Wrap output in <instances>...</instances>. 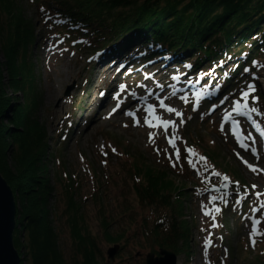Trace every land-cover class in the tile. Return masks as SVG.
Wrapping results in <instances>:
<instances>
[{
  "label": "rangeland",
  "instance_id": "rangeland-1",
  "mask_svg": "<svg viewBox=\"0 0 264 264\" xmlns=\"http://www.w3.org/2000/svg\"><path fill=\"white\" fill-rule=\"evenodd\" d=\"M48 1L59 3L70 0H17L16 7L23 21L32 27V41L25 57L29 71L24 72L23 81L26 94H30L29 100L36 99L37 109L33 119L38 127L43 128L46 137L48 149L45 167L53 187V193L47 202L48 216L50 228L55 234L53 240L57 243L62 258L60 261L63 264L84 262L83 248L78 239L73 237L69 222L72 215H76L81 221L80 235L88 240V246L92 243L94 258L98 264H145L147 255L158 256L154 251L158 252L157 247L164 240L163 235L173 231V224H176L174 232L180 236H175L177 240L169 243L170 247L162 249L176 255L177 264H260L264 255H258L260 249L257 245L250 244L248 234L251 231V221L255 219H260L261 225L257 227L264 231V211L260 210L264 197L257 200L255 192L251 190V185L255 184L258 186L256 191L264 192V173L250 171L237 157V153L249 163L264 169L263 129L255 112H249L246 116L233 114V119L240 122L242 135L251 133V139H245L244 142L256 150L255 156L251 151L239 147L228 131L231 121L226 123L223 132L220 130L226 110L231 111L232 102L240 99L241 91L220 110L199 121L193 115V99L197 91L191 88L190 93H186L181 89L183 85L190 88L188 80L171 83L180 70L168 71L171 66L164 63L162 66L138 69L127 76L119 75L122 71L118 66L121 65L102 73L100 66L96 69L93 66L89 55L91 52L87 48L69 44L73 38L71 35L63 36L43 21L38 6L45 2L47 4ZM119 10L122 9L113 10L114 14L121 12ZM104 20L109 25V21ZM10 23L8 15L0 9V114L4 113L2 108L9 104L7 116H10L13 106L18 108L25 103L20 89L14 90L11 84V68L14 69L16 65L8 63L3 51L6 41V45L11 43L13 36L10 34ZM19 26L23 33L25 28L23 25ZM108 30L103 29V34L108 33ZM15 61L19 66V55ZM259 74L261 75V71ZM121 84L125 85L123 91L119 87ZM155 85L160 86L158 90ZM259 85L264 92V72ZM173 92L175 95L170 96ZM139 97L142 99H138ZM144 97L147 99H143ZM165 97H168L165 103L180 111L182 117L159 108L158 101ZM117 104H120L119 108L116 107ZM147 104H153L156 114L162 119H171L177 123L176 135L180 139L176 143L181 149V162L176 168L171 166L164 154L165 149L169 154L173 151L165 139L164 130L150 128L143 122L147 115L144 111ZM113 108L116 111L113 112ZM128 112L135 113V117L126 115ZM6 114L0 117V125L4 129H15L14 132L22 138L23 130L13 127ZM180 119L184 120L183 125L179 124ZM134 121H139V124ZM69 127L71 130L63 139ZM150 132L155 133V143H149ZM5 144L9 149L1 158L4 165L15 172L12 154L17 151L16 143L9 138L10 146L6 142ZM185 147H191L197 154L207 158V172L204 171L203 164H197L200 175H197V170L189 167L184 159L187 156L183 151ZM154 149H160L161 154L158 155ZM126 154L136 158V166L143 172L151 174L163 170L168 174L166 182H173L174 186L169 187L168 192L163 190L162 195L153 199L159 200L170 193L169 197L175 201L177 191L174 188L179 189L184 185L186 189L182 192L184 195L180 207L173 205L170 209L149 208L140 204L134 188L144 189V181L139 184L137 179L130 176L127 163L130 160ZM212 171L227 175L230 181H238L241 186L229 183V194L225 197L228 200L227 206L221 199L213 202L222 209V214L216 216L219 227H212L211 216L206 217L201 211V203L208 208L212 207L208 202L212 194L204 191L209 182H202L205 176L210 181ZM57 175L63 179L60 184ZM70 178L74 182L73 188H77L72 195L74 210L67 209L68 196L63 191L64 183ZM215 179L219 183L216 187H219L220 178ZM243 186L249 188V195L239 203L241 206H236V193L242 192ZM10 189L12 190L11 187ZM13 195L18 212L19 197L14 192ZM253 208L257 211L252 213ZM152 209L156 216H169L164 217L165 226H160L159 234L154 237L144 233L155 226L147 219L148 216L151 217ZM109 237L116 238L119 242H110ZM206 237L211 240L207 255L204 248ZM261 238L264 236L254 237L257 241ZM17 243L22 245L15 248L20 264H33L28 249L29 239L21 235ZM116 245L120 247L119 252L113 261L108 260L107 251ZM37 262L49 264L41 258Z\"/></svg>",
  "mask_w": 264,
  "mask_h": 264
},
{
  "label": "trees",
  "instance_id": "trees-1",
  "mask_svg": "<svg viewBox=\"0 0 264 264\" xmlns=\"http://www.w3.org/2000/svg\"><path fill=\"white\" fill-rule=\"evenodd\" d=\"M49 2V1H48ZM38 6V11L47 23L55 22L61 27V32L71 30L75 37H81L92 44L94 49L103 48L106 45H120L118 52L126 51L130 47H147V60L158 59L165 56L166 59H187L190 61L189 70L208 71V78L203 82L210 84L215 90L213 97L232 95L238 88L244 77L245 80L254 83L255 73L264 68V0H70L68 2L55 3L54 1ZM17 0H0V9L8 15L10 23L11 43L6 41L3 51L8 63L15 64L11 68V84L14 90L21 91L25 103L18 108L13 106L7 116L9 104L0 117H6L13 127L23 130L22 138L15 133V129H4L0 125V173L13 192L19 197V209L17 212V228L14 234L15 248L22 247L19 237L22 235L29 239V253L33 264L38 260L49 264H63L60 261L57 243L54 242L55 234L50 228L48 200L53 193V187L47 177L45 158L47 157V143L43 128L38 127L33 119L37 109L36 99L26 94L24 89V72L29 71L25 64L28 47L32 41V27L23 21ZM42 9V10H41ZM121 12L114 14L113 10ZM47 12V14L45 13ZM113 12V13H112ZM109 21L104 23L105 20ZM104 21V22H103ZM23 25L25 30L22 33ZM107 25V26H106ZM108 28V33L102 30ZM13 32V33H12ZM20 33V34H19ZM110 35V36H108ZM149 48V49H148ZM17 55L20 63L17 65ZM144 56V54H143ZM162 58V57H161ZM190 60V59H189ZM253 61L256 63L253 64ZM1 68V65H0ZM245 69H248L246 72ZM1 73V72H0ZM240 76H242L240 78ZM2 74H0V95ZM20 81V82H19ZM34 96V95H33ZM264 106V97H261ZM4 130H7L4 132ZM10 136V137H8ZM11 138L16 144L13 156L15 172H11L4 165L1 158L6 150L5 142ZM10 146V144H8ZM14 147H12L13 152ZM128 166L130 176L140 183L144 181V189L134 188L138 202L149 208H167L173 205L180 207L182 193L185 186L176 189L175 201L167 196L159 200L163 190L173 187L172 181H167V173L163 170L149 174L136 166V158L129 154ZM142 171V172H141ZM64 173H62L63 175ZM58 176V175H57ZM144 176V177H143ZM141 178V180L139 179ZM58 184L63 181L61 176L57 178ZM64 195L68 196L67 209H73L72 195L76 193V186L71 178L64 183ZM165 191V192H166ZM168 192V191H167ZM159 202H162L161 204ZM181 216V213H179ZM161 217V218H160ZM169 216H156L152 209L150 223L155 225L146 234L156 236L160 226H165L164 221ZM178 217V216H177ZM74 238L80 242L84 254L82 264H98L94 258L92 243L80 235V217L72 215L69 220ZM157 224V225H156ZM173 231L163 235V241L157 249L170 247L169 243L175 242L180 235L176 234V224ZM173 233V234H172ZM171 234V235H170ZM158 237V236H157ZM157 237L155 239H157ZM110 242H119L116 238L109 237ZM168 242V243H167ZM167 243V244H166ZM259 256L264 255V239L258 241ZM156 254L158 253L157 251ZM257 254V253H256ZM263 254V255H261ZM258 256V257H259ZM62 259V258H61ZM264 264V259H260ZM40 264V263H39Z\"/></svg>",
  "mask_w": 264,
  "mask_h": 264
},
{
  "label": "snow or ice",
  "instance_id": "snow-or-ice-1",
  "mask_svg": "<svg viewBox=\"0 0 264 264\" xmlns=\"http://www.w3.org/2000/svg\"><path fill=\"white\" fill-rule=\"evenodd\" d=\"M255 63L256 62L253 61V64H255ZM245 71L247 72L248 69H245ZM146 79H147V77H146ZM119 87H120L121 91H123L125 89V85H123V84H121ZM254 92H255V87L252 84L247 85V90L241 91L240 99L234 100L232 102L231 111L226 110V112L222 118L221 127H220V130L223 132L225 130L226 123L228 121H231V126L228 129V131L236 139V142L239 145V147L243 148L246 151H251L253 156L256 155V150L254 148H251L248 144H246L244 142L245 139H251V133H248L246 136L242 135V133L240 132V122L233 119V114H235L237 116H246L249 112H257L258 111V109L256 107H250L249 103H248L250 96H251V99L253 102H255L258 99V97L251 95ZM132 95L135 96V93H132ZM149 95H151V93H149ZM169 95L174 96L175 92L170 93ZM143 99H147V97H144ZM166 99H168V97L162 98L158 101L159 108L164 110L167 113H174L176 117H182L183 114L180 111H177L175 108H172L165 103ZM182 99H183V97H182ZM197 99H199V97H197ZM116 107L119 108L120 104H117ZM193 110H195V106H194ZM112 111L113 112L116 111V108H113ZM144 111L147 113V115L144 117V121H143L146 126H148L150 128H157L158 127V128H162L164 130L165 139L167 140L169 147L173 150L171 152V154H169L168 150L165 149L164 154L169 159L171 166L173 168H176L177 165L180 164V162H181V149L179 147H177V143H176V141L180 139V137L176 135V128H177L176 121L171 120V119H162L160 116H158L156 114V107L153 104H147ZM126 115H130V116L135 117V113H132V112H128V113H126ZM134 123L139 124V121H134ZM179 124L183 125L184 120L180 119ZM253 127H255V124H253ZM169 129H171V134H169ZM261 135H264V132H262ZM154 137H155V133L150 132L148 134L149 143H155ZM102 148H103V146H102ZM112 150H113V152L116 151L114 148ZM154 150L157 152L158 155L161 154L160 149H154ZM183 151L187 153V156H185L184 159L186 160L189 167L197 170V175H200V171L197 169V164H203L204 171L205 172L208 171V165H207V158L206 157L197 154L195 149H193L191 147H185L183 149ZM102 154L106 155V153H102ZM173 157L175 158L174 161H173ZM237 157L241 159L242 163H244L245 166L250 171H252L254 173H256V172L264 173V169L258 168L257 166L249 163L247 160L243 159V157H241L239 153H237ZM102 163H106V161H102ZM211 176L220 178L219 188L216 186H213L210 189L212 191H219L220 188L227 189L229 186V183H234L237 187H241L239 185L238 181L232 182V181H230V178L227 175H222L219 172L212 171ZM202 182L207 184L209 182V178L207 176H205L203 178ZM257 188H258L257 185H255V184L251 185V190L253 192H255V196H256L257 200H259L261 197H264V192L256 191ZM205 190L207 191L209 189H205ZM248 195H249V188L247 186H243L242 192L236 193L237 198H236L235 202L237 204L241 203V201L245 197H247ZM217 199L223 200L225 206H227L228 200L225 197H217L214 195L210 196L208 198L209 204H212L211 208H208L205 204L201 203V211H202L203 215L206 217L211 216V219H212V225L211 226L212 227H219V225L216 223V216L222 214V209L213 203ZM260 210L264 211V201H262L260 203ZM252 211L256 212L257 209L253 208ZM258 225H261L260 219H255V220L251 221V231L248 234V238H249L250 244L253 246H255V244L257 243V241H256V239H254V237L264 236V231H262L260 228H258L257 227ZM210 244H211V240L206 237L205 238V244H204L205 255H207L208 248H209Z\"/></svg>",
  "mask_w": 264,
  "mask_h": 264
},
{
  "label": "water",
  "instance_id": "water-1",
  "mask_svg": "<svg viewBox=\"0 0 264 264\" xmlns=\"http://www.w3.org/2000/svg\"><path fill=\"white\" fill-rule=\"evenodd\" d=\"M66 95V94H65ZM17 208L12 190L0 175V264H20L21 260L14 246V234ZM118 245L107 251L108 260L113 261L119 252ZM145 264H177V257L167 251L161 250L158 257L147 255Z\"/></svg>",
  "mask_w": 264,
  "mask_h": 264
},
{
  "label": "bare ground",
  "instance_id": "bare-ground-1",
  "mask_svg": "<svg viewBox=\"0 0 264 264\" xmlns=\"http://www.w3.org/2000/svg\"><path fill=\"white\" fill-rule=\"evenodd\" d=\"M109 70V66L104 70V71H102V73H105V72H107Z\"/></svg>",
  "mask_w": 264,
  "mask_h": 264
}]
</instances>
